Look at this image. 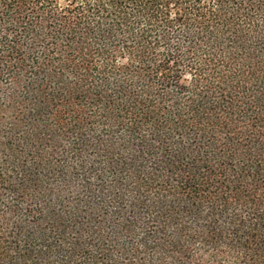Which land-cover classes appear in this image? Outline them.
I'll list each match as a JSON object with an SVG mask.
<instances>
[{"label":"trees","instance_id":"16d2710c","mask_svg":"<svg viewBox=\"0 0 264 264\" xmlns=\"http://www.w3.org/2000/svg\"><path fill=\"white\" fill-rule=\"evenodd\" d=\"M0 264H264V0H0Z\"/></svg>","mask_w":264,"mask_h":264}]
</instances>
